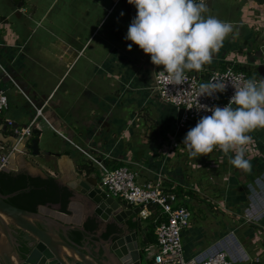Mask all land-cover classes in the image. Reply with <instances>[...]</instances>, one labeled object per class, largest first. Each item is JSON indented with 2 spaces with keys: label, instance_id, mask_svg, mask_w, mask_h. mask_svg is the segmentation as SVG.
Listing matches in <instances>:
<instances>
[{
  "label": "crops",
  "instance_id": "obj_1",
  "mask_svg": "<svg viewBox=\"0 0 264 264\" xmlns=\"http://www.w3.org/2000/svg\"><path fill=\"white\" fill-rule=\"evenodd\" d=\"M205 2L206 15L230 22L236 35L225 39L203 71L189 73L205 80L212 71L234 65L252 78H264V0ZM4 5L0 86L8 95L11 114L0 119V145L17 148L9 169L43 172L68 185L78 178L93 184L98 176L100 186L101 171L89 154L110 168L121 164L137 172L139 183L155 180L162 171L166 184L182 186L189 195V183L180 169L163 163L166 133H174L177 109L154 90L156 66L150 56L136 45L128 51L131 42L125 37L136 12L124 0H26L21 10L12 0ZM42 107L43 116L36 123L42 131L40 154L34 156L6 127L9 121L29 125L36 108ZM250 135L253 139L245 155L251 168L258 170L250 175L255 182L264 174V129ZM233 178L240 185L239 175ZM188 195L182 201L191 210ZM118 201L124 209H134ZM56 210L45 208L43 215L63 227L83 224L82 199H73L67 213ZM132 222L141 226L133 231L142 248L145 221L132 215L125 223ZM193 228L185 235L189 252L197 254L212 243L201 239L200 227L199 232ZM153 249L145 254V264ZM109 252L110 244L95 251L94 257L100 262L112 256Z\"/></svg>",
  "mask_w": 264,
  "mask_h": 264
},
{
  "label": "clouds",
  "instance_id": "obj_2",
  "mask_svg": "<svg viewBox=\"0 0 264 264\" xmlns=\"http://www.w3.org/2000/svg\"><path fill=\"white\" fill-rule=\"evenodd\" d=\"M136 8L125 39L150 56L154 66L153 78H163L172 85H181L189 72H201L213 62L214 53L230 35L235 38L233 25L216 16L206 15L205 0H128ZM123 15V13H121ZM234 89L226 106L201 105L198 98L214 97L229 86ZM199 109L210 112L190 128L183 140L189 154L195 158L208 156L216 148L228 155L236 169L251 171L246 159L251 132L264 129V78L232 79L215 76L201 83L197 90Z\"/></svg>",
  "mask_w": 264,
  "mask_h": 264
},
{
  "label": "built area",
  "instance_id": "obj_3",
  "mask_svg": "<svg viewBox=\"0 0 264 264\" xmlns=\"http://www.w3.org/2000/svg\"><path fill=\"white\" fill-rule=\"evenodd\" d=\"M163 68H155V72ZM243 74L244 78H252L247 73L238 70L234 65L224 70L212 71L204 80L198 74L187 73V79L181 85H172L170 81L163 78H154V90L160 99L177 109L178 121L173 133V140L169 144L163 163L164 166L169 156V151L178 148L175 141L181 132L189 125H196L197 121L210 112L199 109L197 101V90L199 85L210 81L215 76H222L232 79ZM234 89L230 83L224 93H217L214 97L198 98L201 105L224 107L228 104ZM9 108V98L6 91L0 86V119L5 110ZM43 116V107L36 108V116L25 128H13L14 123L9 121L13 135L18 138L19 143H26L31 138L33 128L39 117ZM17 151L16 147L7 144L0 145V166L6 170L10 166V157ZM89 158L99 166L101 171L100 186L110 196L120 200L132 207H142L139 212L140 220H148L154 213H163L166 217L155 229L156 244L146 249V253L153 248L152 256H147L149 264H252V260L240 253H235L231 248V242L236 241L225 237L224 240H217L203 251L188 256L184 244V234L188 230L193 217L189 208L181 205L184 201L175 193L170 192L166 186L165 175L159 172L153 181L139 183V175L130 168L123 166L110 168L102 161L89 155ZM162 170V169H161ZM258 183L264 184V180L257 179ZM172 188L177 185L172 184ZM262 189V188H261Z\"/></svg>",
  "mask_w": 264,
  "mask_h": 264
},
{
  "label": "water",
  "instance_id": "obj_4",
  "mask_svg": "<svg viewBox=\"0 0 264 264\" xmlns=\"http://www.w3.org/2000/svg\"><path fill=\"white\" fill-rule=\"evenodd\" d=\"M12 1L16 3L18 10H21L26 0ZM124 3L128 9L137 11L128 0H124ZM25 127L27 125L22 128ZM13 128L20 126L15 124ZM41 135L42 131L33 128L31 138L25 143L27 152H32L34 156L40 154ZM1 171L27 172L34 177L43 178L49 176L43 172L4 170L0 166ZM55 179L73 192L70 202L73 199H82L83 224L63 227L43 215L45 208H52L57 212L56 209H60L58 205L40 206L38 212L34 213L12 206L7 202L8 197L0 193V264H143L146 259L145 252L140 247L137 233L130 229L131 225L125 223L129 216L139 215L142 207L124 209L117 199L99 186L98 176L93 184L88 179L81 178L71 185L61 183V178ZM90 218H95L101 225L116 227V231L108 240L109 254L112 256H106L100 262L94 257V252L109 245L107 239L103 238L105 225L91 232L92 235L88 239L90 234L85 224ZM76 230L84 233L85 239L89 240L86 241V246L79 245L72 239L71 232Z\"/></svg>",
  "mask_w": 264,
  "mask_h": 264
},
{
  "label": "rangeland",
  "instance_id": "obj_5",
  "mask_svg": "<svg viewBox=\"0 0 264 264\" xmlns=\"http://www.w3.org/2000/svg\"><path fill=\"white\" fill-rule=\"evenodd\" d=\"M5 1L0 0V13L7 9ZM10 114L9 109L5 110L2 119L8 118ZM194 126L191 124L183 134L175 138L179 146L169 151L170 160L168 163L167 159L165 164L167 167V164L174 163L173 167L180 169L189 183L188 189L191 190L186 200L193 207V217L188 229L194 227V231L199 232L200 227L201 239L207 243L224 240L225 237L236 240L231 242V249L235 253L250 258L252 262L260 261L264 264V184L258 183L257 179L255 182L250 179L251 173L258 170L251 168L253 171L249 174L234 168L229 163V158L234 154L225 155L219 148L208 156L193 158L183 145V140L187 131ZM172 140L171 130L166 133V152ZM237 175L242 181L240 185L233 178ZM260 178L264 180V174ZM233 193L238 196L234 198Z\"/></svg>",
  "mask_w": 264,
  "mask_h": 264
},
{
  "label": "trees",
  "instance_id": "obj_6",
  "mask_svg": "<svg viewBox=\"0 0 264 264\" xmlns=\"http://www.w3.org/2000/svg\"><path fill=\"white\" fill-rule=\"evenodd\" d=\"M185 130V129H184ZM183 130V131H184ZM123 167L121 164L113 168ZM92 171V170H90ZM170 192L175 193L180 199H184L185 190L182 186L172 188V185H166ZM0 193L7 196V202L17 208L38 212L40 206L58 205L62 212L67 213L73 192L67 187L59 184L57 179L52 176L43 178L41 176L34 177L27 172L1 171L0 172ZM181 205L190 208L186 202ZM132 207L131 205H129ZM163 213H154L148 220L145 221L144 242L142 249H146L156 244L155 229L165 220ZM264 223V220L263 222ZM85 228L89 232H94L99 229V223L95 218H90L85 224ZM108 232L103 235V238L109 239L111 234L116 231L115 225H109ZM141 226L138 222L131 223V230H140ZM72 239L79 245L83 243L84 234L78 230L71 233ZM22 244H26L22 241ZM184 244L188 256L195 255L190 253L187 247L186 235L184 234ZM252 264H263L259 261H254Z\"/></svg>",
  "mask_w": 264,
  "mask_h": 264
},
{
  "label": "flooded vegetation",
  "instance_id": "obj_7",
  "mask_svg": "<svg viewBox=\"0 0 264 264\" xmlns=\"http://www.w3.org/2000/svg\"><path fill=\"white\" fill-rule=\"evenodd\" d=\"M99 225H100V227H99V228H101L102 226H104V225H105V227H104V231H105V233H107V232H108V229H109V228H108V227H109V224H103V225H101V223H100ZM72 232H73V231H72ZM72 232H71V233H72ZM105 233H104V234H105ZM83 234H84V233H83ZM89 234H90V235L88 236V239H89V238H90V236L92 235V234H91V232H89ZM84 239H85V234H84ZM88 239H85V240H83V243H82L81 245H82V246H86V244H87V242H86V241H89ZM109 239H110V237H109ZM109 239H107V243H108V240H109ZM108 244H110V243H108ZM105 257H106V256H105ZM105 257H104V259H105Z\"/></svg>",
  "mask_w": 264,
  "mask_h": 264
}]
</instances>
